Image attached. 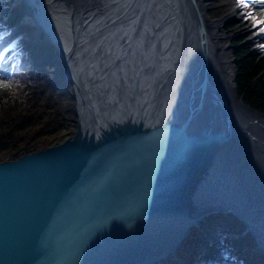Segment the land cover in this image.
Instances as JSON below:
<instances>
[{"label":"water","instance_id":"1","mask_svg":"<svg viewBox=\"0 0 264 264\" xmlns=\"http://www.w3.org/2000/svg\"><path fill=\"white\" fill-rule=\"evenodd\" d=\"M92 41L73 123L0 152V264H168L213 213L264 237V121L185 1L100 0Z\"/></svg>","mask_w":264,"mask_h":264},{"label":"trees","instance_id":"2","mask_svg":"<svg viewBox=\"0 0 264 264\" xmlns=\"http://www.w3.org/2000/svg\"><path fill=\"white\" fill-rule=\"evenodd\" d=\"M9 1L0 0V31L17 21L0 37V54L33 29L32 24L21 22L22 9ZM218 1L222 3L213 5L217 11L210 15L237 2ZM247 3L252 4L249 9L255 15L264 9L252 0ZM243 41L240 36L230 38L235 92L246 106L264 115V58ZM28 43L6 49L0 56V82L11 85L0 90V152L42 140L32 142L33 138L26 139L28 135L39 133L44 139L73 123L69 80L58 48L44 39L22 53ZM246 228L235 215L213 213L191 228L177 251V260L168 259V264H264V253L258 251Z\"/></svg>","mask_w":264,"mask_h":264},{"label":"bare ground","instance_id":"3","mask_svg":"<svg viewBox=\"0 0 264 264\" xmlns=\"http://www.w3.org/2000/svg\"><path fill=\"white\" fill-rule=\"evenodd\" d=\"M99 1L100 0H31V2H34L31 6L38 5L40 10L33 8L29 9L27 7L31 15H36V17H38L36 25L29 22L36 28L35 33L42 30L46 33L49 41L53 43L58 48V50H61L64 56L66 72L77 70L76 66H79L80 68L84 67V65L88 64L94 59V51L90 55L89 53L92 51L88 49L86 50V48L89 46V43H91L93 46L91 37L93 36L94 32ZM184 1L196 19V22L205 38L210 61L215 67L222 81L236 96L234 86V60L231 61L229 58L228 61L225 60L226 63L224 65V69L221 70L218 61L219 56L217 55V50L222 49L223 47L220 46L219 43L215 44L213 39H211L212 35H209L210 31L211 33L217 32L222 27V24L225 23V21L229 18V16L225 15L226 17H222L219 22L211 23L204 16V11H208V9H206V2L204 3L203 0H196V2L194 0ZM24 5V3H21V5L17 4V6L21 9ZM26 5H28V3ZM233 11L235 13L240 11L239 6H234ZM27 17L30 16L27 15ZM245 17L246 16L240 17L236 19V21L241 23V25L249 22L250 20H246ZM252 30H256L253 27V22H251V27L247 28V31ZM220 37L223 36L218 35V40H220ZM248 43L251 44L250 41ZM262 53H264V49H262ZM66 79H68V75H66ZM248 108L251 109L250 107ZM251 110L264 121V116L261 115V113L259 114L255 110ZM246 225L249 229L247 231L252 232L251 235L254 238L258 249L264 253V237H260L247 223ZM176 256L178 255L176 254Z\"/></svg>","mask_w":264,"mask_h":264},{"label":"rangeland","instance_id":"4","mask_svg":"<svg viewBox=\"0 0 264 264\" xmlns=\"http://www.w3.org/2000/svg\"><path fill=\"white\" fill-rule=\"evenodd\" d=\"M194 1L196 2V0H194ZM236 1L237 2H235V4L233 5V7L230 6L228 8H225L223 11H219V13H217L219 16L217 17L216 16L217 14L210 15V13H214V12L216 13V11H217V10L214 11L213 8H212V6L215 5V4H218L219 5V3H222V2H220L218 0H209V1L208 0H203V2L204 3L206 2L205 4H207V6H206L207 8L206 9H208V11L206 10L207 12L204 11V14H205L204 16L211 23L219 22L222 17H226L227 15L229 16V18L226 20L227 22L225 21V23L222 24V27L217 32H215V33L212 32L211 33V31H210V34H209V35H212L211 36V39H213V41H214L215 44L219 43V45L223 47L222 49L217 50L218 51L217 52V55L219 56L218 57V61H219V65H220L221 70L224 69V65L226 63L225 60L228 61V58H229L231 61H233V59H234L233 56H232V54H231V52H230V38H232V36H240V37H243V39H244L243 43H247V42L250 41V43H251V47L250 48L252 50H255L256 54L259 57H263L264 58V53H262V49H264V47H261V45H264V42H262V37H264V34H261L258 31V29L252 30V31H247V28H250L251 27V22H253V20H251V19H249L251 22L249 21V22H246V23H244L242 25H241V23H239L238 21H236V19H238L240 17H243V16H246V13L249 12V11H251L249 8L248 9L243 8L242 5H241V3L239 2V0H236ZM9 2H11L14 6H17V4H20L21 5V3L22 4L24 3L25 5L22 7L23 13H22V15L20 17L21 22L22 23H29V22H31V23H33V24L36 25V21H38V17H36V15L35 16L34 15H31L30 12H29V9L30 8H33V9L40 10L39 9L40 7L38 5L31 6L32 3H34V2H31V0H14V2H12V0H10ZM244 2L247 3L248 0H244ZM27 3H28V5H26ZM12 4H10V5H12ZM237 5L239 6L240 11H237L235 13L233 11L234 10V6H237ZM27 15L30 16L31 18L30 17H27ZM15 24H16V21L14 20L9 26H7L2 31H6L7 30L8 32L6 34H8L13 29V27L15 26ZM11 26H12V28H10L8 30V27H11ZM227 26H229V27H227ZM2 31H0V34H1ZM35 32H36V28L33 26V29H31L30 32H28L27 34L24 35V37L26 35L29 36L28 38L26 37L27 40H23L24 39V37H23L21 40H19L18 43L13 44L12 46H8L6 49H9V48H12V47H15V46H18V45H22L23 43L29 42V44L27 46L23 47V49L21 51L23 53V52L27 51L30 48V46L37 44L39 41H42L44 39L49 41V38L46 36V33L43 32L42 30L41 31H38L37 33H35ZM218 35H221L223 37H220V40H218ZM2 36H4V35H2ZM91 38H93V36ZM92 47H93L92 44L89 43V46L86 48V50L88 49V50L92 51V52L89 53L90 55H91V53H93V48ZM6 49H4L1 52V54H0L1 57L4 54V52L6 51ZM59 52H60L61 57L64 60V56H63L61 50H59ZM221 52H222V54H221ZM64 63H65V61H64ZM81 68L79 66H76V69H81ZM66 75H67V72H66ZM238 98L241 100V97H238ZM68 125H70V124H67L66 126H68ZM31 138H33L32 142L33 141H37L39 139H42L43 140L42 135L39 134V133H37L35 136L34 135H28L26 137V139H31ZM238 219H240V218L238 217ZM197 225H198V223L195 224L192 228L197 227ZM244 231L246 232L247 230H244ZM190 233H191V229H190ZM190 233H189V235H190ZM258 251L262 252L260 249H258Z\"/></svg>","mask_w":264,"mask_h":264},{"label":"snow or ice","instance_id":"5","mask_svg":"<svg viewBox=\"0 0 264 264\" xmlns=\"http://www.w3.org/2000/svg\"><path fill=\"white\" fill-rule=\"evenodd\" d=\"M242 7L245 9L251 8L252 4L244 2V0H239ZM253 4L264 5V0H252ZM246 20H253V27L258 29L261 34H264V9H262L258 14L254 15L253 12L249 11L246 13ZM264 47V45H261ZM11 85L0 82V90L9 89Z\"/></svg>","mask_w":264,"mask_h":264}]
</instances>
